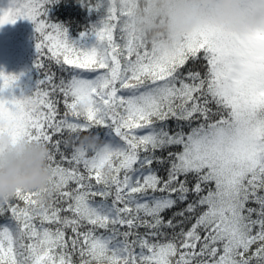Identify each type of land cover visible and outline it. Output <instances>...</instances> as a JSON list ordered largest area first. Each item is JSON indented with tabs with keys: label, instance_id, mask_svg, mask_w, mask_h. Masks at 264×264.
<instances>
[{
	"label": "snow or ice",
	"instance_id": "1",
	"mask_svg": "<svg viewBox=\"0 0 264 264\" xmlns=\"http://www.w3.org/2000/svg\"><path fill=\"white\" fill-rule=\"evenodd\" d=\"M52 2L0 11L33 22L43 73L17 98L0 71V135L47 146L53 192L0 201V264H264V0H240L250 29L202 24L171 50L130 28L123 0L86 3L102 19L80 50Z\"/></svg>",
	"mask_w": 264,
	"mask_h": 264
},
{
	"label": "clouds",
	"instance_id": "2",
	"mask_svg": "<svg viewBox=\"0 0 264 264\" xmlns=\"http://www.w3.org/2000/svg\"><path fill=\"white\" fill-rule=\"evenodd\" d=\"M239 4L240 0H123L129 10L125 22L158 50H171L202 24L235 31L250 29L253 18L238 11ZM96 146V141L88 137L80 142L85 149ZM48 156L49 149L43 143H13L7 132L0 135V201L13 198L18 189L36 192L39 200L49 201L53 192Z\"/></svg>",
	"mask_w": 264,
	"mask_h": 264
},
{
	"label": "trees",
	"instance_id": "3",
	"mask_svg": "<svg viewBox=\"0 0 264 264\" xmlns=\"http://www.w3.org/2000/svg\"><path fill=\"white\" fill-rule=\"evenodd\" d=\"M89 2L95 4L99 0H53L52 3L47 5L48 21L61 25L66 29L69 41L80 50H86L94 40L95 36L92 30L100 26V20L102 19L99 12L90 10L86 4ZM37 36L38 33L35 30V25L27 19H18L16 23H11L8 29H6L0 71L5 74L14 75L18 79L12 89L6 90L3 93L5 97L15 95L19 98L21 94L32 95L37 89L38 81L43 78L42 71L35 67L37 60ZM116 38L118 39V35ZM45 62L47 63L46 57ZM188 67H191V61L185 66V68ZM51 70L57 74V83L62 75H67L66 73H60L58 66L54 63L51 64ZM56 98L61 100L58 108L62 114L64 111L63 98L62 96ZM168 123L171 128H175L174 121H169ZM185 130L187 131V129ZM67 135L65 133V136ZM67 151L70 152L71 147ZM159 175L164 176L166 174L161 171ZM252 206L255 207L256 205ZM178 210L179 208H173L163 215L167 219L173 212ZM2 222H6V220L0 217V223ZM193 222L194 219L185 222L183 225L184 229L187 230ZM140 231L143 232L144 229H140ZM167 231L171 234V230ZM176 231H179V228ZM73 259L78 264V256H74Z\"/></svg>",
	"mask_w": 264,
	"mask_h": 264
},
{
	"label": "rangeland",
	"instance_id": "4",
	"mask_svg": "<svg viewBox=\"0 0 264 264\" xmlns=\"http://www.w3.org/2000/svg\"><path fill=\"white\" fill-rule=\"evenodd\" d=\"M10 5V0H0V11L6 10ZM11 23L5 24L3 26H0V64L2 62V57L4 53L3 45H4V39H5V31L8 29ZM95 36V35H94ZM97 40L96 37L94 40L90 43V45L86 48V50H91L93 47H97Z\"/></svg>",
	"mask_w": 264,
	"mask_h": 264
}]
</instances>
